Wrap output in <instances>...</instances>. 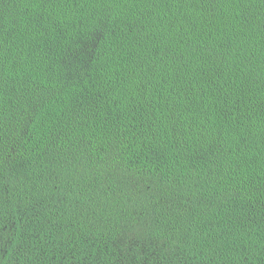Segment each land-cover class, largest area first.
Returning <instances> with one entry per match:
<instances>
[{
	"label": "trees",
	"instance_id": "16d2710c",
	"mask_svg": "<svg viewBox=\"0 0 264 264\" xmlns=\"http://www.w3.org/2000/svg\"><path fill=\"white\" fill-rule=\"evenodd\" d=\"M0 264H264V0H0Z\"/></svg>",
	"mask_w": 264,
	"mask_h": 264
}]
</instances>
